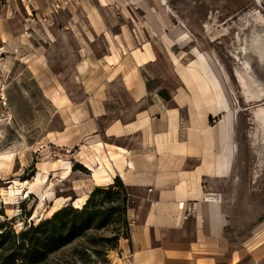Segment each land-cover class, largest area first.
Here are the masks:
<instances>
[{"label": "rangeland", "instance_id": "374dc122", "mask_svg": "<svg viewBox=\"0 0 264 264\" xmlns=\"http://www.w3.org/2000/svg\"><path fill=\"white\" fill-rule=\"evenodd\" d=\"M96 1L80 0L69 11L52 15L44 0H36L43 15L30 38L22 36L25 12L19 1L9 0L8 8H0V160L8 156L0 165V241L4 238L0 264H107V252L115 250L123 238L124 221L129 228L132 215L142 218L146 213L147 201L139 192L130 189L131 195L124 200L120 191L112 195L100 191L92 202L112 211L111 214L103 211L93 219L92 228L64 243L51 244L54 234L50 236L47 227L36 232L29 230L46 220L36 221L33 216L35 212L45 214L49 202L38 207L34 196L24 198L21 194L7 199L9 190L16 186L12 181H31L39 169L48 168L47 162L70 156L56 141V132L61 130V121L55 113L56 97L58 91L80 96L79 87L71 82L73 60L78 58L77 47L86 42L81 30L90 25L96 27L100 14L106 28L138 29L140 34L143 28L154 32L159 29L160 33L176 30L180 34L174 44L177 55L197 51L223 73L238 111L239 149L235 178L222 186L229 244L225 245L220 264H264V132L257 129L253 114L256 106L264 104V95L254 102L250 97L254 82L264 94V62L245 48L252 32L264 29V0H119L120 4L114 2L117 0H98L101 5ZM181 38L189 42L183 54L177 49ZM158 39L162 45L164 37H154L155 42ZM104 44V36L95 37L97 53L103 52ZM245 60L250 65L249 73L242 64ZM238 72L245 77L241 83L245 87L240 84ZM114 86L116 95L126 99L122 86L119 83ZM245 96L249 98L246 100ZM252 133H257L260 139L255 147L251 145ZM70 161L73 175L69 179L58 182L50 171L48 178L55 183L54 195L71 199L76 196L72 182L85 180L89 172L75 160ZM9 201L14 203L7 205L5 202ZM125 207L127 210L121 216ZM69 208L75 209L68 202L59 210ZM93 209L91 205L89 212ZM100 222L102 225L97 226ZM116 236L117 244L110 248L116 243L112 240ZM20 243L23 247H19ZM30 243L41 250L28 257Z\"/></svg>", "mask_w": 264, "mask_h": 264}, {"label": "crops", "instance_id": "0c3cea01", "mask_svg": "<svg viewBox=\"0 0 264 264\" xmlns=\"http://www.w3.org/2000/svg\"><path fill=\"white\" fill-rule=\"evenodd\" d=\"M102 17L81 30L86 42L77 47L71 79L80 96L58 91L55 113L56 141L68 159L102 164L111 177L103 185L119 178L147 201L107 264H220L229 244L222 186L235 178L239 149L229 84L197 51L176 54L178 31L143 28L141 35L106 28ZM188 43L181 38L179 53ZM117 83L126 99L116 95Z\"/></svg>", "mask_w": 264, "mask_h": 264}, {"label": "bare ground", "instance_id": "6f19581e", "mask_svg": "<svg viewBox=\"0 0 264 264\" xmlns=\"http://www.w3.org/2000/svg\"><path fill=\"white\" fill-rule=\"evenodd\" d=\"M257 17H259V16H257ZM259 19H260V17H259ZM246 43H247L245 46L246 50H248L251 53V55L252 54L255 55L259 61L264 62V29L262 31L259 29H258V31H253L251 36H250V39ZM246 61L247 60L242 61V64L245 66V68L243 66L242 67L245 69V72L249 73L248 69H249L250 65ZM251 70H253V68ZM227 77H228V75H227ZM243 78H245V77H243ZM243 78H242V75L239 73L238 79L240 80V84L243 83V80H244ZM245 81H246V79H245ZM254 83L253 84L255 85V88H254L253 92H251V93H253L252 96H250L251 100L253 102L255 100L261 99L262 96L264 95L262 93V91L260 90V88H258L257 83L256 82H254ZM242 85H243V87H245L244 86L245 84H241V86ZM248 85L250 87V84H248ZM243 87H241V90ZM246 94L247 93H245V95ZM245 98H246V96H245ZM247 98H249V96ZM247 98H246V100H247ZM256 108H255L256 109L255 112H253V114L255 113V115H254L255 124H256L257 129H259L260 131L262 130V132H264V104H262V105L260 104L259 106H256ZM252 134H254V133H252ZM256 134L251 135V137H250L252 140L251 145L254 144V147L260 142L259 136ZM262 141H263V139H262ZM254 147H252V148H254ZM255 151H256V149H255ZM258 158H259V156H258ZM5 159H8V156H5L4 159L0 160V165H2L4 162H6ZM103 160L107 161L105 156H103ZM260 160H262V159H260ZM47 163H48V168L42 167L41 169H39L38 173L36 174V176L31 181H25V182H17L15 180L12 181V184H15L16 186L12 187V188L10 187L11 189L8 192V194L10 195L9 198H7L8 200H11L13 198V196L16 194H21V196L24 198H27L30 195L34 196L38 200V207H43L45 202H49L50 207L47 210V212H45V214L41 213L42 215L41 214L37 215L38 213L35 212V215H34V213H33V215H34L33 218H35L36 221H39L41 218L49 219L55 211L64 207L68 202H70L71 207H73L75 209H82L83 206L86 204L87 200L89 199V196L92 193L95 186H101V185H103L105 183H109L111 181L110 175L107 173L105 167L102 166V164H100V166L98 168H94L90 164L89 161L82 160L83 165L88 170L92 171V174L89 175L88 178H86L85 180H83V179L74 180L72 182L71 189L73 191H75V193H76L75 197L70 199L68 196H56V195H54L55 183L53 182V180L49 181V178H48L49 177L48 176L49 171L52 172L54 174V176L57 177L56 181L64 182L67 179H69L73 173L72 172V164H71L70 159H63V158L56 159V160H53V161L47 162ZM259 163H257V164H259ZM59 169H60V171H58ZM254 176H256V175H254ZM5 203L7 205H9V204H13L14 202L9 201V202H5Z\"/></svg>", "mask_w": 264, "mask_h": 264}, {"label": "trees", "instance_id": "16d2710c", "mask_svg": "<svg viewBox=\"0 0 264 264\" xmlns=\"http://www.w3.org/2000/svg\"><path fill=\"white\" fill-rule=\"evenodd\" d=\"M113 190L117 191L113 192ZM100 191L105 192L108 195L117 194L119 193L118 191H120L123 194L124 200H126L128 195H131L129 192L130 188L125 186L119 178H115L113 183L107 185L106 188H94L89 196V199L82 209L69 208L57 210L49 219H46L45 221L39 223L35 228L30 227L29 230L31 229L32 231L36 232L47 227L50 232V236L54 234V237L50 240L51 244H56L57 241L64 243L67 240L72 239V237L78 235L80 232L92 228L93 219L98 215H101L103 211L104 213L107 212L111 214L112 211L110 212L108 210H104L99 206L97 207L92 202L94 196L97 194V192ZM91 205L94 207V209L92 212H89ZM125 210H127V207L122 209L121 216L124 215ZM108 216H106V218ZM101 225L102 223L100 222L97 226ZM124 229L125 232H123L122 237L127 238L129 236V228L126 221H124ZM1 238L2 240L0 241V248L2 247L4 241V238ZM118 239V236L112 239L116 241V243L110 248H114L116 246ZM19 245V247H23V244L20 243ZM40 250L41 248L37 244L30 243L29 250L26 251V256L30 257L33 255H37Z\"/></svg>", "mask_w": 264, "mask_h": 264}, {"label": "built area", "instance_id": "2783aa9c", "mask_svg": "<svg viewBox=\"0 0 264 264\" xmlns=\"http://www.w3.org/2000/svg\"><path fill=\"white\" fill-rule=\"evenodd\" d=\"M22 8L24 9V29L22 32V36L30 38L32 33H34V27L37 22L40 21V16L43 15V12L36 6V0H18ZM46 4V9H49L52 15H56L62 11H69L76 4L80 2V0H44ZM1 7H9V0H0V8ZM215 196V195H212ZM210 195V197H212ZM219 197V196H218ZM133 224L132 221L129 222V225Z\"/></svg>", "mask_w": 264, "mask_h": 264}]
</instances>
